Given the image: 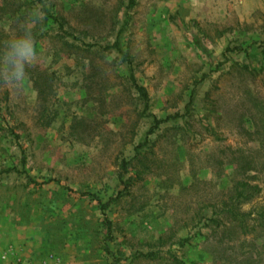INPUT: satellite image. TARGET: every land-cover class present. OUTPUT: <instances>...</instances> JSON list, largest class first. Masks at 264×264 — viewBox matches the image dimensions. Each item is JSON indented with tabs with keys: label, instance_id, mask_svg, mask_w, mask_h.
I'll return each mask as SVG.
<instances>
[{
	"label": "rangeland",
	"instance_id": "374dc122",
	"mask_svg": "<svg viewBox=\"0 0 264 264\" xmlns=\"http://www.w3.org/2000/svg\"><path fill=\"white\" fill-rule=\"evenodd\" d=\"M127 5L0 0V264H264V0ZM238 150L261 171L235 173ZM224 203L248 234L209 226Z\"/></svg>",
	"mask_w": 264,
	"mask_h": 264
},
{
	"label": "trees",
	"instance_id": "16d2710c",
	"mask_svg": "<svg viewBox=\"0 0 264 264\" xmlns=\"http://www.w3.org/2000/svg\"><path fill=\"white\" fill-rule=\"evenodd\" d=\"M38 2H41L42 0H37ZM135 1L136 0H128V8H131L135 5ZM228 51H232V50H237L236 48H232V49H227ZM239 50V49H238ZM38 80V79H36ZM136 89L140 95V97L143 100V112L145 113L148 110L149 107V97L148 94L145 90L144 87L140 86V85H136ZM191 102V99H190ZM189 102V103H190ZM187 112L180 114V113H175L173 115H168L165 118H157L156 116H154L153 114L149 113L148 116H150L152 118V125L150 126V128L147 131V135L152 134L160 124H163L169 120H174L177 118H181L184 115H186ZM146 141L142 142L141 144H139V147H143L145 146ZM241 150L237 151V155L233 156L232 155V159L231 162L232 164H234V172L235 173H239L240 175H243L247 172H251V171H261V169L256 168L255 163L251 160V158H249L247 155L245 156L244 153H240ZM131 160H122L120 166H121V172L119 173V178L122 180V184L124 185V190L128 189L130 186L133 185V182L140 179L139 175H136L135 177L132 176H128L125 180L122 179L123 176L125 174H127L128 171V167L130 164ZM251 178H255L254 176ZM236 189H237V194H241L242 191H244L245 189L248 190L250 195L256 194L257 192H259L260 187H258V185L253 184L251 185L250 183H248V181H238L236 183ZM244 197H247V195H244ZM108 202L104 203L101 205V208L104 212L105 207L107 206ZM258 216L263 217L264 218V210L261 211ZM246 214L243 213H239L237 211L234 210V207L232 204L230 205H226L225 203L223 204V214L222 216H210L207 217L206 220L209 223V226H211L214 230H216L217 228H219L220 226L224 227V225H228L229 228H231V225L235 226L238 228L237 232L240 235H245L248 234L250 231L249 225L246 222ZM103 225L105 227L106 230V239L108 241L112 240V222L110 221V219L107 217V215L104 213V217H103ZM189 241L188 238H181L178 240V244L179 245H184L185 243H187ZM110 254L113 256V261L114 262H119L117 257H114V255L110 252ZM169 254V252H168ZM135 256L137 258H142L145 260H157V259H161L162 256L160 255V253L158 251H148L146 253H136ZM169 258H171V260L175 263V264H185L183 261L177 259L174 255H169Z\"/></svg>",
	"mask_w": 264,
	"mask_h": 264
},
{
	"label": "clouds",
	"instance_id": "9594fccd",
	"mask_svg": "<svg viewBox=\"0 0 264 264\" xmlns=\"http://www.w3.org/2000/svg\"><path fill=\"white\" fill-rule=\"evenodd\" d=\"M16 62L13 80L15 83L22 84L27 78V68L34 65L36 59V50L34 47V37L19 43L15 46Z\"/></svg>",
	"mask_w": 264,
	"mask_h": 264
}]
</instances>
